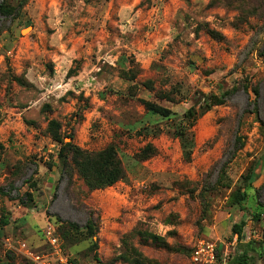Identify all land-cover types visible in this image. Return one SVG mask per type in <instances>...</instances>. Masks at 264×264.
Instances as JSON below:
<instances>
[{
	"label": "rangeland",
	"instance_id": "1",
	"mask_svg": "<svg viewBox=\"0 0 264 264\" xmlns=\"http://www.w3.org/2000/svg\"><path fill=\"white\" fill-rule=\"evenodd\" d=\"M52 119L63 144H115L125 178L93 190L75 174L70 187ZM260 212L264 0H0V264H28L6 240L47 252L48 219L78 264H196L204 240L218 261L264 264Z\"/></svg>",
	"mask_w": 264,
	"mask_h": 264
},
{
	"label": "trees",
	"instance_id": "2",
	"mask_svg": "<svg viewBox=\"0 0 264 264\" xmlns=\"http://www.w3.org/2000/svg\"><path fill=\"white\" fill-rule=\"evenodd\" d=\"M3 16L6 18L10 17L11 14H7L2 12ZM125 59V58H124ZM129 71H121L122 78L126 80H132L131 76L127 73ZM74 72L70 71V74ZM144 107L149 113H153L155 115H159L161 117H169L171 112L170 110L160 106L157 103H153L147 100H142ZM48 127L52 134V138L54 142L59 144L61 147V153L64 154L66 152V156H64V164H63V178L68 179L69 186L73 185L74 175L78 174L84 179L85 184L95 190V189H104L114 186L117 182L125 178V168L123 166L122 160L118 154L115 144L109 145L103 151H88L83 150L73 144V142H69L67 144H63L60 142V135L62 126L59 120L52 119L48 121ZM71 139H74L72 136ZM244 146V141L242 138L235 137L232 143L231 156L228 160H221L218 162V167L220 170V179L223 180V177L226 176L225 169L227 165L230 163L231 159L234 157L235 153L239 151ZM185 149V148H184ZM260 165L259 160H255L247 173L242 177L245 188L242 190L241 187H238L235 193L233 194V204L241 205L246 199V191L247 187H251L256 179V170ZM31 200V199H30ZM23 203L24 200H23ZM26 204V203H25ZM39 212V211H37ZM264 216V212L258 213L254 218H260ZM95 217L93 213L89 215L88 229H93ZM48 224H52V220H47ZM7 225V220L5 221ZM245 223L242 222L240 225H234L232 231L234 235H237L238 238L242 239L243 236V227ZM46 247V243L44 244ZM33 245L31 244V247ZM34 250V246L32 247ZM48 248V247H47ZM39 251V250H36ZM69 255V254H68ZM252 258H248L246 253H243L238 258H234L232 261H236L235 264H253L250 263L249 260ZM27 260V259H26ZM28 264H31L29 260H27ZM76 262V261H75ZM232 262L227 260L226 264H231ZM76 264H78L76 262Z\"/></svg>",
	"mask_w": 264,
	"mask_h": 264
},
{
	"label": "built area",
	"instance_id": "3",
	"mask_svg": "<svg viewBox=\"0 0 264 264\" xmlns=\"http://www.w3.org/2000/svg\"><path fill=\"white\" fill-rule=\"evenodd\" d=\"M43 234L48 247L47 252H34L22 241L13 244L10 240H6L5 243L9 250L21 253L31 264H76L65 252L63 242L52 225L47 226ZM227 255L226 250L225 256ZM227 258L228 256L218 261V246L214 242L204 240L194 252L193 261L196 264H226Z\"/></svg>",
	"mask_w": 264,
	"mask_h": 264
},
{
	"label": "crops",
	"instance_id": "4",
	"mask_svg": "<svg viewBox=\"0 0 264 264\" xmlns=\"http://www.w3.org/2000/svg\"><path fill=\"white\" fill-rule=\"evenodd\" d=\"M76 79H79V76H78V77H76Z\"/></svg>",
	"mask_w": 264,
	"mask_h": 264
}]
</instances>
